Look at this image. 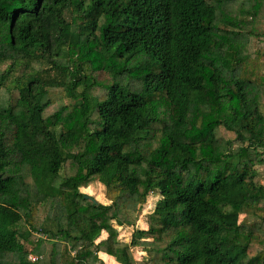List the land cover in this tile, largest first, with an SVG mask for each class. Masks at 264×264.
<instances>
[{
  "label": "trees",
  "instance_id": "obj_1",
  "mask_svg": "<svg viewBox=\"0 0 264 264\" xmlns=\"http://www.w3.org/2000/svg\"><path fill=\"white\" fill-rule=\"evenodd\" d=\"M263 63L264 0H0V264H264Z\"/></svg>",
  "mask_w": 264,
  "mask_h": 264
},
{
  "label": "rangeland",
  "instance_id": "obj_2",
  "mask_svg": "<svg viewBox=\"0 0 264 264\" xmlns=\"http://www.w3.org/2000/svg\"><path fill=\"white\" fill-rule=\"evenodd\" d=\"M262 68H264V63L262 64L261 66ZM23 70V66H18L17 69H16V74H19L21 73ZM258 169H259V179L264 182V166H258ZM81 190L87 194H90L92 196H94L97 200H105V186L101 183V182H98V181H95L94 183H92L91 185L87 186V187H82ZM159 198L158 195H151L147 201V203L145 205H143V208H142V211H141V214L139 215V220H137V226L139 228H141V225L142 226H145V221L147 220V214L154 209L155 207V204H156V201L157 199ZM132 230L133 227L131 226H124L122 228V233H121V236L122 238H125L126 240H130L131 239V232H133ZM107 233L106 232H103V234L100 236V238H102L103 235H106ZM99 238V239H100ZM28 246V245H27ZM29 247V246H28ZM134 253H135V256L137 257L138 260H147L149 259V255L148 253L146 252L145 255H140L139 256V252L136 251V249L134 248ZM30 258H35L36 255L34 254H30L29 255ZM102 259L104 262H108V264H119L116 261H114L113 259H110L107 255H101ZM116 259V258H115ZM106 264V263H104Z\"/></svg>",
  "mask_w": 264,
  "mask_h": 264
},
{
  "label": "crops",
  "instance_id": "obj_3",
  "mask_svg": "<svg viewBox=\"0 0 264 264\" xmlns=\"http://www.w3.org/2000/svg\"><path fill=\"white\" fill-rule=\"evenodd\" d=\"M147 226V224H146V222H145V226H142L141 225V227L143 228V227H146ZM107 235V234H106ZM106 235H103L102 237H106ZM110 259H113L114 261H116V259H115V257H113V256H111V255H107ZM106 264H108V262H105Z\"/></svg>",
  "mask_w": 264,
  "mask_h": 264
},
{
  "label": "built area",
  "instance_id": "obj_4",
  "mask_svg": "<svg viewBox=\"0 0 264 264\" xmlns=\"http://www.w3.org/2000/svg\"><path fill=\"white\" fill-rule=\"evenodd\" d=\"M33 259H35V258H33Z\"/></svg>",
  "mask_w": 264,
  "mask_h": 264
}]
</instances>
